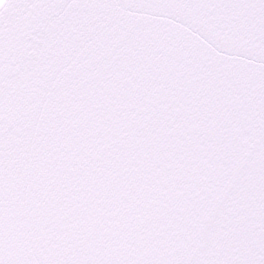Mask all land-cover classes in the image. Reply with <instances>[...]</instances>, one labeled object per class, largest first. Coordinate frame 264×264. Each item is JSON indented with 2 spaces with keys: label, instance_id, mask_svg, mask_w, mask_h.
I'll use <instances>...</instances> for the list:
<instances>
[{
  "label": "snow or ice",
  "instance_id": "1",
  "mask_svg": "<svg viewBox=\"0 0 264 264\" xmlns=\"http://www.w3.org/2000/svg\"><path fill=\"white\" fill-rule=\"evenodd\" d=\"M0 264H264V0H0Z\"/></svg>",
  "mask_w": 264,
  "mask_h": 264
}]
</instances>
